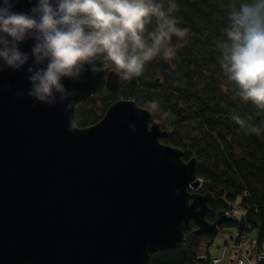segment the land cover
<instances>
[{
    "label": "water",
    "instance_id": "obj_1",
    "mask_svg": "<svg viewBox=\"0 0 264 264\" xmlns=\"http://www.w3.org/2000/svg\"><path fill=\"white\" fill-rule=\"evenodd\" d=\"M26 68L0 72V264H148L183 245L192 220L195 234L209 235L233 220L223 210L207 219L213 194L198 190L196 156L161 140L169 130L151 108L119 98L95 124L78 125L77 105L116 95L122 73L65 79L76 90L68 108L29 97Z\"/></svg>",
    "mask_w": 264,
    "mask_h": 264
},
{
    "label": "clouds",
    "instance_id": "obj_2",
    "mask_svg": "<svg viewBox=\"0 0 264 264\" xmlns=\"http://www.w3.org/2000/svg\"><path fill=\"white\" fill-rule=\"evenodd\" d=\"M27 11L16 0H0V72L25 66L27 95L35 102L66 104L76 90L62 82L84 73L114 67L124 79L139 77L157 57L172 60V38L183 40L189 29L178 26L175 0H28ZM224 38L217 43L220 67L235 95L264 111V0H232ZM155 21V28L148 25ZM32 41L30 52L20 45ZM32 61L29 64V61ZM102 92L107 87L102 86ZM23 98L24 92H17ZM156 110L158 104L152 102ZM241 130L260 134L264 121L231 117Z\"/></svg>",
    "mask_w": 264,
    "mask_h": 264
},
{
    "label": "trees",
    "instance_id": "obj_3",
    "mask_svg": "<svg viewBox=\"0 0 264 264\" xmlns=\"http://www.w3.org/2000/svg\"><path fill=\"white\" fill-rule=\"evenodd\" d=\"M232 0H175L178 26L189 29L183 40L172 38L176 56L168 61L157 57L146 64L139 77L123 79L114 96H90L76 107V122L82 127L95 124L107 107L119 98H133L141 106L158 104L156 118L166 112L173 119L169 136L184 134L196 149L198 174L203 177V193L211 192L207 219L215 221L220 210H229L240 201L245 210L236 218L237 231L257 229L258 243H264V131L241 130L231 117L238 113L250 123L264 121V111L235 95L220 67L217 43L224 38ZM155 21L148 30L155 28ZM115 69L114 67H111ZM116 70V69H115ZM198 119L191 134L181 125L186 112ZM155 117V116H154ZM160 122V121H159ZM182 126V128H181ZM168 136V137H169ZM187 157L190 152L185 149ZM190 156V157H192ZM186 233V243L175 249L159 250L148 264H195L203 252L205 234H195V220ZM208 236V235H207ZM214 238L208 237L212 242ZM203 240V241H202ZM206 240V241H207ZM207 257L209 252L206 250Z\"/></svg>",
    "mask_w": 264,
    "mask_h": 264
},
{
    "label": "rangeland",
    "instance_id": "obj_4",
    "mask_svg": "<svg viewBox=\"0 0 264 264\" xmlns=\"http://www.w3.org/2000/svg\"><path fill=\"white\" fill-rule=\"evenodd\" d=\"M147 108H150L149 106H145ZM156 113V112H153ZM156 118V115H154ZM198 119V116H196V113L193 111L191 112H186L185 113V119L183 122H181V125L186 128V132L191 134L192 130L194 129V124L196 123ZM156 120L160 121L163 127L168 128L171 130V126L173 124V119L169 118V115L164 112L161 113V116L156 118ZM181 126V128H182ZM185 136L184 134H179L177 133L176 137L174 139L173 136L169 137H164L161 140H163L166 143L169 144H174L176 146H179L180 148L188 149L190 154L186 158H190V156L196 154V149H193L190 146V141L189 139H183ZM202 180L204 179L201 177ZM204 181V180H203ZM205 182V181H204ZM204 187L201 188L203 190ZM233 205H236L239 208V213L235 215L237 220H241L243 215L246 213L242 205H240V201L238 200L236 203L231 202ZM238 225L236 222H231L229 224H224L221 229L215 234L214 239L210 243L209 247V255L213 257H218L220 256L221 258L224 259L226 262L228 259H230V254L232 250H234L235 247V241H236V229ZM257 229L250 230L247 232V238L243 241L245 242V245H248L251 247L250 251L245 253V251H240L242 247H238L239 250V255H242L245 257L246 263L247 264H264V262H258V250H259V243H257ZM206 238H204L205 242L202 244V252H204L208 247L205 246L206 240L209 236L205 235ZM203 241V240H202ZM233 258V257H232Z\"/></svg>",
    "mask_w": 264,
    "mask_h": 264
},
{
    "label": "built area",
    "instance_id": "obj_5",
    "mask_svg": "<svg viewBox=\"0 0 264 264\" xmlns=\"http://www.w3.org/2000/svg\"><path fill=\"white\" fill-rule=\"evenodd\" d=\"M258 260L263 261L264 260V253H259ZM211 264H224L223 260L221 258H213L211 260ZM233 264H245V261L242 257L237 258Z\"/></svg>",
    "mask_w": 264,
    "mask_h": 264
}]
</instances>
